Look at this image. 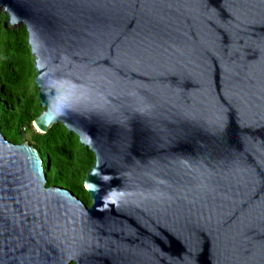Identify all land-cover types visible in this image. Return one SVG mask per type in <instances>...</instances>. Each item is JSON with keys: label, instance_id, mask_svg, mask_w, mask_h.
Listing matches in <instances>:
<instances>
[{"label": "water", "instance_id": "1", "mask_svg": "<svg viewBox=\"0 0 264 264\" xmlns=\"http://www.w3.org/2000/svg\"><path fill=\"white\" fill-rule=\"evenodd\" d=\"M43 108L94 156L86 205L0 125V264H264V0H0Z\"/></svg>", "mask_w": 264, "mask_h": 264}, {"label": "trees", "instance_id": "2", "mask_svg": "<svg viewBox=\"0 0 264 264\" xmlns=\"http://www.w3.org/2000/svg\"><path fill=\"white\" fill-rule=\"evenodd\" d=\"M35 75L25 27L9 25L7 15L0 12L2 133L13 143L27 142L38 151L44 158L48 186L66 188L89 205L83 182L94 163L93 153L61 123L53 124L45 133L35 132L32 123L43 110L37 98ZM23 130L30 132L29 140L25 139Z\"/></svg>", "mask_w": 264, "mask_h": 264}, {"label": "rangeland", "instance_id": "3", "mask_svg": "<svg viewBox=\"0 0 264 264\" xmlns=\"http://www.w3.org/2000/svg\"><path fill=\"white\" fill-rule=\"evenodd\" d=\"M0 12H2V10H0ZM21 25L22 24H18V25H15V27H19ZM1 123H2V117H1ZM32 126H33V129L35 130V132L40 133V131L33 125V123H32ZM23 132H24L25 139L29 140L30 132H28L27 130H23Z\"/></svg>", "mask_w": 264, "mask_h": 264}]
</instances>
